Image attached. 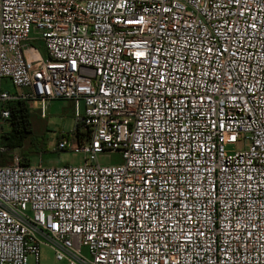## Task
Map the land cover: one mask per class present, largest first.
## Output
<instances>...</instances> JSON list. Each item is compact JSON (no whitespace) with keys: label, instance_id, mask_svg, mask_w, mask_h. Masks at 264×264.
<instances>
[{"label":"built area","instance_id":"obj_1","mask_svg":"<svg viewBox=\"0 0 264 264\" xmlns=\"http://www.w3.org/2000/svg\"><path fill=\"white\" fill-rule=\"evenodd\" d=\"M56 100L75 117L56 150L81 163L24 165L12 106L43 119ZM42 246L57 264H264V0H0V264Z\"/></svg>","mask_w":264,"mask_h":264},{"label":"rangeland","instance_id":"obj_2","mask_svg":"<svg viewBox=\"0 0 264 264\" xmlns=\"http://www.w3.org/2000/svg\"><path fill=\"white\" fill-rule=\"evenodd\" d=\"M42 56H45L44 45L40 41L32 42ZM30 117L27 136L20 148H12L23 164H41L45 167L62 166L66 164L78 165L81 155L71 152L57 151V143L61 134L69 133L75 126V117L71 102L64 100L52 101L46 108V118H40L38 111ZM102 165H120L121 156L118 153L105 152L98 156ZM28 264H33V258L28 256ZM40 264H57L52 252L45 246L40 248Z\"/></svg>","mask_w":264,"mask_h":264},{"label":"trees","instance_id":"obj_3","mask_svg":"<svg viewBox=\"0 0 264 264\" xmlns=\"http://www.w3.org/2000/svg\"><path fill=\"white\" fill-rule=\"evenodd\" d=\"M30 114L25 104H16L12 106V128L4 136V144L11 150L20 148L23 140L29 132ZM27 160L24 165H28Z\"/></svg>","mask_w":264,"mask_h":264},{"label":"crops","instance_id":"obj_4","mask_svg":"<svg viewBox=\"0 0 264 264\" xmlns=\"http://www.w3.org/2000/svg\"><path fill=\"white\" fill-rule=\"evenodd\" d=\"M5 83V85H7V82H4ZM7 88H9V89H11L8 85L6 86ZM36 113H34V112H31L30 113V117H32V115H35ZM46 118V117H45Z\"/></svg>","mask_w":264,"mask_h":264}]
</instances>
